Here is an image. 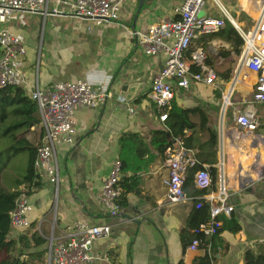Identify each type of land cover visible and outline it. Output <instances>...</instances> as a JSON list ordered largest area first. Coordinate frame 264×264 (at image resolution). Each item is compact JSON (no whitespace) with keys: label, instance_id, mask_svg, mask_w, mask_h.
Wrapping results in <instances>:
<instances>
[{"label":"crops","instance_id":"1","mask_svg":"<svg viewBox=\"0 0 264 264\" xmlns=\"http://www.w3.org/2000/svg\"><path fill=\"white\" fill-rule=\"evenodd\" d=\"M138 2L125 0L117 22L64 16L42 19L37 14L18 13L6 25L11 34L23 40L26 49L24 92L36 88L47 90L54 83L81 80L92 86H103L111 94V99L104 105L81 108L74 114L75 146L56 149L60 177L57 199L52 186L45 177L41 178L42 187L28 196L33 208L29 216L30 227L22 234L9 233L8 238L17 241L21 247L19 239L24 235L30 238L36 231L45 240L52 237L58 241L72 231L75 221H81L88 226L110 228L108 238L91 246V264H178L180 261L192 264L196 256L190 258L186 251L183 252L180 233L186 228L196 201L202 200L209 204L214 216L232 217L240 227L235 234L227 230L221 234L223 246L216 249L212 264H244L248 251L264 254V165L257 166V162L249 165L251 173H248L249 169L244 171L237 166L243 150L241 138L232 137L228 132L229 112L222 124H218L221 114L217 107L221 104L215 94L219 91L212 92L201 84H192L188 90L175 89L173 102L177 107L184 110L200 108L207 117V126L217 128L216 164L212 166L216 177L204 196L192 198L187 191L186 202L176 205L167 202L164 156H158L149 147L150 133L165 129L149 99L152 79L161 68L162 59L144 55L130 33L145 32L152 24L174 18L172 10L183 0H144L133 24ZM222 2L231 4L229 0ZM260 3L261 0H237V8L229 6L232 20L238 24L236 20L241 11L256 20ZM206 14L215 15L209 9ZM238 25L243 31L253 27L247 21ZM195 45H202L208 57L214 60L222 49L227 48L223 41L207 37ZM222 62L217 59L215 67L225 66ZM252 82L253 77L249 75L244 82L246 88ZM241 86L240 77L235 89L239 90ZM234 100H239V96H234ZM257 110L263 120L264 108ZM191 120L197 122L196 117ZM262 125L258 133L246 134L252 136L250 148L260 146L264 150L263 122ZM125 134L140 136L148 145L149 154L140 161L131 159L139 167L136 175L140 194L124 197L123 214L133 217L129 208L147 211V216L142 217L148 218V222L141 220L142 217L134 223L122 218L121 214L108 216L96 202L112 163L119 160V140ZM42 136L43 133L31 129L26 138L35 146L41 144ZM205 141L201 135V142ZM130 176L131 172L126 177ZM240 183L244 184L241 188ZM44 249L45 246L34 248L29 243L28 249L18 255V261L20 264H46L47 254L37 256Z\"/></svg>","mask_w":264,"mask_h":264},{"label":"built area","instance_id":"2","mask_svg":"<svg viewBox=\"0 0 264 264\" xmlns=\"http://www.w3.org/2000/svg\"><path fill=\"white\" fill-rule=\"evenodd\" d=\"M212 1L218 7V12L213 11L215 15L206 14L207 0H183L172 10L174 18L152 24L145 32L130 33L136 38L137 45L144 55L162 59L161 68L152 79L149 99L159 113V121L164 123L171 109L174 90H188L192 84H201L209 87L212 92L219 91L222 120L229 112V119L239 132L256 134L263 126L257 109L264 108V0H261L258 17L253 21L250 35H245L240 28L232 24L233 17L218 0ZM124 3L125 0H0V88H25L23 64L26 49L23 40L6 29V25L16 14H37L42 19L64 16L72 19L117 22ZM204 11L205 15L200 17V13ZM225 20L237 32L243 45L231 83L224 92L226 82L219 79L215 71L206 64L207 51L202 45L195 44L199 43L201 37L218 33L224 27ZM249 75L253 77V82L246 88L244 82ZM240 77L242 86L238 90L235 86ZM242 90L247 91V95L234 100L237 91ZM25 95L37 106L43 133L33 169L35 175L45 177L54 189V198L57 199L60 177L55 158L56 149L61 146H75L74 114L81 108L104 105L111 99V94L103 86H92L87 82L75 80L54 83L47 90L36 88L34 91L25 92ZM129 112L133 111L129 109ZM184 134L189 135L188 132ZM163 156L167 169L164 182L167 202L170 205L184 203L187 200L184 193L186 175L189 169L197 165L195 152L185 149L183 142L176 140L171 148L165 150ZM120 170L121 163L117 159L112 163L109 175L96 197L98 205L111 217L123 213V207L120 205ZM192 183L197 190H209L212 187L209 169L205 167L198 170ZM200 207L197 203L196 209ZM32 209L28 197L22 195L16 200L14 210L9 213L11 234H22L30 227L29 216ZM210 212L212 218L216 217L213 210ZM212 225L213 223L202 225L199 230L204 236H211L214 234ZM109 235L108 226H88L81 221H75L72 231L60 240L54 241L52 237L46 240V264H91V246ZM198 245L197 241H193L186 249L190 258L196 256Z\"/></svg>","mask_w":264,"mask_h":264},{"label":"trees","instance_id":"3","mask_svg":"<svg viewBox=\"0 0 264 264\" xmlns=\"http://www.w3.org/2000/svg\"><path fill=\"white\" fill-rule=\"evenodd\" d=\"M205 37L221 40L227 44V48L222 49L215 59L224 62L233 55L239 56L241 52L243 42L226 20L224 27L218 33L201 37V39ZM206 64L215 71L219 79L224 82L229 81L231 73L229 63L223 66V69L216 68L215 60L208 57ZM219 96L220 94L217 93V97ZM192 117L197 118L196 123L191 120ZM207 124V117L200 108L180 109L172 100L171 109L164 122L165 129L150 133L149 147L158 156H162L176 140H181L185 149L195 152L197 165L189 169L184 182V193L186 195L187 191H190L192 198L202 197L206 194V191L193 189V176L198 170L207 167L211 174L212 186L215 182L216 173L212 166L216 164L218 137L217 133ZM31 129L38 130V133L42 135L36 104L25 95L21 88H0V264H20L18 255L28 249L29 243L34 248L45 246V249L37 256L40 257L47 252L46 240L38 236L36 231H33L30 238L24 235L19 239L21 247H18L17 241L8 238L10 233L9 213L14 210L16 200L22 195L27 197L32 191L42 187L41 178L35 175L33 169L37 147L40 144L34 146L26 138ZM184 132H188L189 135L186 136ZM203 134H206V141L202 143L201 135ZM251 141V135L241 138L243 150L237 161L238 167H242L244 171L249 169L248 173H251L249 165L254 162H257V166L264 165V150L260 146L250 148ZM119 150L121 163L119 185L122 190L120 205L123 207L126 195L140 194L139 179L136 175L139 172L136 168L139 167L131 159L142 160L149 154V149L140 136L125 134L119 140ZM22 158L25 160V165ZM12 161L17 165L12 167V181L7 184L9 181L7 173L10 171ZM130 172L131 176L126 177ZM5 184L7 185L5 186ZM21 186L25 187L26 191H20L18 188ZM197 203L201 205L200 209H196ZM196 205L188 217L186 228L180 233L182 249L185 252L193 241H197L198 249L204 254L202 257H196L192 264H212L216 249L223 246L221 234L226 230L235 234L239 232L240 227L232 217L227 219L223 215H218L212 218L210 206L205 201L197 200ZM210 223H213L214 234L206 237L200 232L199 227ZM14 253L17 255L13 256ZM178 264H183V262L180 261ZM244 264H264V254L256 255L248 251L244 257Z\"/></svg>","mask_w":264,"mask_h":264},{"label":"rangeland","instance_id":"4","mask_svg":"<svg viewBox=\"0 0 264 264\" xmlns=\"http://www.w3.org/2000/svg\"><path fill=\"white\" fill-rule=\"evenodd\" d=\"M220 3H221V0H218ZM230 2H231V4L230 5H228L227 3H221V5L223 6V7H225L226 8V10H227V12L228 13H230V15L232 16V11H231V8L230 7H233V8H237V0H229ZM206 6H207V9H209V10H212V11H217V9H218V7H217V5L212 1V0H207V2H206ZM228 5V6H227ZM230 6V7H229ZM252 6H254V11H256V6L253 4ZM218 12V11H217ZM205 15V11L204 12H201L200 13V17H203ZM233 17V16H232ZM227 21V20H226ZM250 22L251 24H253V20L252 19H250L245 13H243V12H240L239 13V16L237 17V22L239 23V24H241V23H243V22ZM249 28V27H248ZM238 58H239V56H232L231 57V59H228L226 62L224 61V62H222L223 64H228L229 63V68H230V70H231V73H230V79H229V81L228 82H226L225 83V87H224V92H225V90H227V88L229 87V84L231 83V79H232V76H233V72H234V70H235V66H236V63H237V61H238ZM217 60V59H216ZM215 60V61H216ZM220 68H222V66H220ZM223 69V68H222ZM220 94V93H219ZM216 96V99L219 101V104H221V95L219 96V97H217V94H215ZM245 95H247V91H245V90H242V91H237V94L235 95V97H238L239 96V98H243ZM218 110H219V112H220V114H221V106H219L218 105ZM220 116V119H219V121H218V124H219V122H220V124H222V118H221V115H219ZM228 117V116H227ZM228 121V122H227ZM227 121H226V127H228V132L230 133V135L232 136V137H239V138H243V137H246L247 135L245 134V133H242V132H235V127L233 126V123L230 121V120H228L227 119ZM262 122L264 123V119L262 120ZM202 136H204L205 138H206V134H203ZM30 139L34 142V140H33V137H30ZM24 158V157H23ZM22 158V160H23V164L25 165V160ZM17 164H16V162H14V161H12L11 162V165H10V168H9V170L10 171H8V173H7V176H8V179H9V181L7 182V184H10L11 183V181H12V167H14V166H16ZM3 183H4V181H3ZM7 184H5V186L7 185ZM20 191H26L25 190V187H23V186H21V187H19L18 188ZM28 197V196H27ZM15 255H17V254H15Z\"/></svg>","mask_w":264,"mask_h":264},{"label":"water","instance_id":"5","mask_svg":"<svg viewBox=\"0 0 264 264\" xmlns=\"http://www.w3.org/2000/svg\"><path fill=\"white\" fill-rule=\"evenodd\" d=\"M143 5H144V0H139V2H138V6H137V9H136V13H135V16H134V23L133 24H135L136 23V21H137V19H138V17H139V15H140V11H141V9H142V7H143ZM213 130L215 131V132H217V128L216 127H214L213 128ZM244 184H239V188H241L242 186H243ZM138 209L137 208H129V210L128 211H130V212H133L134 213V216L133 217H131V216H129V215H127V214H121L120 216L122 217V218H125V219H127V220H130V221H132V222H134V223H138L136 220H137V218L138 217H142V216H147V211H137ZM141 220H145V221H149V219L148 218H146V217H142L141 218ZM203 256V251H201V250H198L197 251V253H196V257H202Z\"/></svg>","mask_w":264,"mask_h":264},{"label":"bare ground","instance_id":"6","mask_svg":"<svg viewBox=\"0 0 264 264\" xmlns=\"http://www.w3.org/2000/svg\"><path fill=\"white\" fill-rule=\"evenodd\" d=\"M261 4V3H260ZM258 17V13H257V16H256V19ZM232 24L236 27V28H240V26L238 24L235 23V21L232 20ZM241 31L245 34V35H250L252 30H253V27H251V29H249L248 31H243L242 28H240Z\"/></svg>","mask_w":264,"mask_h":264}]
</instances>
